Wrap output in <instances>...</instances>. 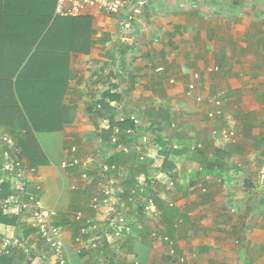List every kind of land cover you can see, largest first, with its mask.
<instances>
[{"label": "crops", "instance_id": "0c3cea01", "mask_svg": "<svg viewBox=\"0 0 264 264\" xmlns=\"http://www.w3.org/2000/svg\"><path fill=\"white\" fill-rule=\"evenodd\" d=\"M43 1L47 5L51 0ZM6 2L3 17L5 12L16 10L17 23L26 22L31 27L45 24V16L36 14L35 10L39 9L32 6L35 10H31L25 0ZM125 15L100 10H89L83 15L91 18V44L84 45V51L72 50L69 37L79 23L78 28H82L79 31L84 33L83 22L87 21L61 17L55 23L51 19L37 42L43 41L41 61L26 71L29 76L34 73L67 75L61 105L71 110L70 116H65L66 121L60 122V128L36 130L35 135L45 158L36 165L43 174L41 203L44 209L56 212V222L62 224L68 264H170L175 257L168 253L165 236L175 241L177 255L190 259L197 256L191 264H264V260L255 257L220 256L232 244L225 241L226 235L236 234L239 239H247L262 197L254 176L259 164H264L258 154L264 146V0H146L143 13L129 25L125 24L128 21L123 23ZM53 24L56 25L54 32L47 34ZM8 45L0 47V73L22 72L36 45L18 70L15 66L22 55L14 53L12 44ZM195 74L200 78L195 79ZM192 82H196L195 96L209 99L223 95L222 114L230 118L226 127L236 128L238 137L234 147L219 150L221 155L229 152L228 157L235 162L206 163L201 168L206 175L181 177L178 189L166 182L168 176L174 182L178 166L166 149L171 151L172 143L180 146L184 143L183 139L177 142L172 123L187 138L200 131L201 137L206 135L209 145L214 139V130L218 129L216 122L221 120L220 117L208 119L210 104L198 103L194 97L186 96ZM107 91L122 94L119 102L106 98L115 114H123L117 109L122 101H131H125L126 106H134L136 113L129 114L138 115L142 125L148 127L141 128L138 137L142 140V149L151 157L137 165L135 160L139 155L134 153L133 163L127 167L124 164L127 154L107 148L113 154L107 159L118 165L114 173L115 198L121 205L113 215L106 209L95 212L90 207L91 196L98 187L96 183L84 190H73L79 169L62 165L70 156L72 146L78 145L79 154L84 158L106 141V133H98L97 127L100 119L108 117L99 116L94 103ZM148 106L151 113L142 111ZM157 130L161 137H169L172 142L164 144L155 139L152 142L156 146L151 147L144 141L149 140L146 133L154 137ZM187 141L192 144L193 140ZM166 155L175 165L172 173L159 169ZM226 171L233 177H228ZM124 184L135 192L134 202L129 194L123 193ZM150 197L155 207L148 210L146 200ZM138 199L144 207L136 214ZM170 203L175 204L171 211L167 209ZM79 212L92 217L94 222L86 234L81 233L73 220ZM111 216L115 226L109 223ZM182 220L185 228L176 229ZM22 230L29 239V250L17 248L0 264H44L42 257L55 264L52 250L37 233ZM5 232L13 236L18 231L0 222V239ZM1 244L0 240V247Z\"/></svg>", "mask_w": 264, "mask_h": 264}, {"label": "trees", "instance_id": "16d2710c", "mask_svg": "<svg viewBox=\"0 0 264 264\" xmlns=\"http://www.w3.org/2000/svg\"><path fill=\"white\" fill-rule=\"evenodd\" d=\"M25 1L31 10H35L32 8V6L35 7L36 9H39V10H35V12H37L36 14H38L41 17L45 16V21H44L45 24H43L42 26L35 25L31 27L26 22L17 23V21L14 20L17 16L16 10L5 12L4 14L5 17H3L2 16L3 11L6 7L7 2L6 0H0V8L2 9L0 10V47L1 48L9 47L8 44H12L11 46H13L12 50H14V53L17 52L20 55H22L17 66H15L17 70L25 60L27 61L29 55L32 54V50L34 46L37 44L39 38L42 35V32L45 31L51 19H54L53 22L55 23L58 19H61V17L59 16L53 18L57 0H51L50 3L47 5H45V2L43 0H25ZM29 4H31V6H29ZM27 12H29V9ZM1 17H3L4 19H1ZM80 18L83 19L82 21H87V22H83L84 33L81 34V30L79 31V29L82 28H78L81 25V23L77 24L75 32L74 31L70 32L72 34L69 37L71 39L69 46L74 51H80V50L84 51L86 50L83 48L84 45L87 46L88 44H91V40H89L90 38L89 35L91 33V29H90L91 18L62 17V19L65 20L66 19L69 20L71 19L72 21L76 20L75 22L79 21ZM73 27L74 26H72V28ZM55 28L56 25L54 24L51 25V27L47 31V34L49 33L50 35H52ZM42 48H43V41H40L35 47V52L32 54L31 58L27 61L25 67H23L22 72L8 73L4 71L3 73H0V114L2 116V122L0 123L6 124L9 122L11 124V127L19 128L21 131L24 132L23 138L19 142V145L25 148L24 150L29 156L32 164H35V162L41 163L45 161L44 155L37 141L35 131L58 129L60 128V122L61 123L65 122L66 121L65 116L68 117L70 116L71 113L70 109H67V107H63V105H61L64 97V92L67 87V82H66L67 75L65 76L64 73L62 77L60 75L58 77L57 73L56 74L34 73L33 75L30 76L26 75L27 74L26 71L30 69L33 63H39L41 61ZM5 52H9V51H5ZM0 53H2V51H0ZM14 77L16 80L15 79L13 80ZM40 89L42 91H39ZM103 96L104 97L99 99V101L97 102L102 103L103 105L102 109H105L106 111L100 110V112L98 113L99 116L108 117L113 126L118 125L123 129L128 127L137 129L131 119H129L125 123L116 121V114L114 112V109L111 106H109V103L106 102L107 97H110L111 100L121 101L122 94L120 93L111 94L110 91H107V93H104ZM163 122L165 123L166 121ZM9 130H10L9 132H11L16 136L15 129L10 128ZM128 136L129 138L124 136V139L126 140L127 143H132V141L134 143L136 142L137 139L136 136L135 137L131 135ZM159 140L163 143V137H161ZM217 153H218V157L216 158V160L221 158L222 151L218 149ZM111 162L113 161L111 160ZM135 163L138 165L139 163H142V161L138 159L137 161L135 160ZM211 167L214 166L211 165ZM159 169L166 173H171V171L175 169V165L174 163L169 161V158L166 155V158L164 159L162 166L159 167ZM133 183L134 182L131 183V187L133 186ZM2 187L3 188L2 191L0 192V199H4L7 196L15 193V191L10 190L11 188L9 183L4 182L2 184ZM131 187H128L126 186V184H124V192L126 194H130ZM135 202L136 205L134 210L137 214L140 212V209H143L144 206H142L143 205L142 202H139V199ZM89 219H91V217ZM1 220L6 223H10L17 226L18 233H23V235L25 236L27 235L24 233V230L21 231L23 225L21 223L20 216L18 215H11L10 217L4 216L3 219ZM73 220L77 225H79V228H87L89 225V223L85 221V219L79 221L75 218ZM55 223L60 227L62 226V224L58 222ZM31 230L36 232V228L34 229L32 228ZM15 251L16 249L12 250L8 254H4L0 258V262H2V260L5 258L10 257ZM42 259L44 264H50L48 262V259L43 257Z\"/></svg>", "mask_w": 264, "mask_h": 264}, {"label": "built area", "instance_id": "2783aa9c", "mask_svg": "<svg viewBox=\"0 0 264 264\" xmlns=\"http://www.w3.org/2000/svg\"><path fill=\"white\" fill-rule=\"evenodd\" d=\"M146 4V0H57L55 14L56 16L63 18L80 17L92 10H101L109 13L123 14L127 13L124 19L130 21L134 15L141 14L143 7ZM127 10V8H129ZM127 11V12H126ZM199 77L198 74L195 75ZM194 89V84L189 86L188 94ZM200 100V98H199ZM211 102L219 107L222 103L218 97H213ZM101 108V105H98ZM209 116H214V113L210 112ZM128 119H131L136 127L141 125L140 119L136 115L119 117V122L125 123ZM99 128L102 132H110V142L113 145L118 146L119 149L127 152L128 149L121 142L122 134H133L135 129L121 128L111 124L110 119H100ZM234 132H231V136ZM12 139V138H11ZM11 142V141H10ZM73 152L77 151V147H73ZM70 164L74 166L82 167V172L76 176L73 181L72 189L79 190L85 189L87 184L96 182L97 191L91 199L90 207L95 211H102L106 209L108 213H113L119 210L120 205L115 200V189L109 184V172L114 166H111L105 162H101L94 157H88L86 159L78 158L77 156L71 159L63 161L62 165L68 167ZM19 167V173L16 176L11 177V183L16 187L20 184L18 193L11 194L4 199H0L2 207L9 211L13 215L22 216V214H32L30 221L32 222V228H36L37 235L45 242L48 249L52 250V258L55 259V264H68L67 253L65 250V244L62 238V227L58 226L56 222V212L46 210L41 203V189L43 183V174L37 167L30 166L28 164L23 165L20 161L16 163ZM94 172L95 174H92ZM22 177V183H19V178ZM107 183H106V182ZM11 184V191H14V187ZM22 184V186H21ZM13 189V190H12ZM2 187L0 186V192ZM155 206L153 198L148 199L147 209ZM77 220H84L89 223L87 228H82V232L86 233L88 229L92 228L94 224L92 219H87L82 212H79L76 217ZM22 219V217H21ZM115 226L113 221L110 223ZM156 235V233H154ZM164 240L168 243V253L171 256L176 254V243L170 237L165 236ZM17 248L29 249L28 239L23 235H13L7 237L0 247V258L4 254L10 253ZM184 257L181 258V261ZM170 264H179L177 260L171 261Z\"/></svg>", "mask_w": 264, "mask_h": 264}, {"label": "rangeland", "instance_id": "374dc122", "mask_svg": "<svg viewBox=\"0 0 264 264\" xmlns=\"http://www.w3.org/2000/svg\"><path fill=\"white\" fill-rule=\"evenodd\" d=\"M121 80L125 81L127 79H124L123 77H121ZM127 82L129 83L128 80H127ZM129 84H127V86ZM39 91H42V90L40 89ZM64 94H65V92H64ZM213 97H218L219 99H221L222 104L220 107H222V108H221V112H218V109L216 108L218 115L214 113V116L212 118H210L208 116V114H206L208 119H210V120H215L219 117L221 118V120L219 122H216V126L218 129L214 130V133H213L214 139H213L212 143H209V145H207L206 135L204 137H201L202 133H200V131H199L198 135L188 136V137H192V138H187V137H185L184 133L181 130H178V128H176V127L174 128L175 132H177L176 133L177 134L176 135L177 142L179 143L178 140L183 139L184 143L181 146H179L178 148H171V151L169 149H166V151L169 153V155L171 154L172 159L175 160L174 163L177 162L176 164L178 165L177 166V172H176L177 174L176 175L174 174V182L172 179L173 177L171 178V176H168L169 179L166 180L167 185L170 184L169 187H173L172 185L175 184L174 188L179 189V180L181 177L183 179H187V178L201 177V176L206 175L207 173H205V171H203L201 169V168H204L202 166L205 165L206 163L217 162L219 164L227 165L229 163L235 162L234 158L228 157L227 154L229 152H226V154L222 155L221 158L216 160V158L218 157V153H217L218 149H221V147H223V148H226V151H227L228 148L230 149V147L232 148V147H234V145H236L235 142L237 141L238 132L236 131V135L233 138L231 136L232 129L230 127L229 128L226 127V126H228L227 123L230 122V118L222 114L223 113L222 109L224 107V106H222L223 105V99H222L223 95L217 94V95H214ZM125 101H128V103L131 102L128 99ZM125 101H122L123 103L121 102L119 104L120 106H118L117 109L119 111H121V113L123 112V114H125V113L129 114V112H135L134 106H126L127 102H125ZM92 103H94V101ZM97 103L98 102L94 103L97 114L100 112V110L106 111L105 109L99 108ZM126 108H127V110H126ZM150 108H151L150 106H148L147 108H142V111H145L147 113H151ZM119 114L120 113H118L116 115L118 117L123 116V115H119ZM168 119L170 121V117ZM0 122H2L1 114H0ZM1 124L2 123H0V185L2 187V184L4 182L9 183L11 185L12 184L10 181L11 177L16 176L19 173L20 168L16 166V163L18 161H20L23 165H26L27 163L31 162V160H30L29 156L27 155L26 151L24 150L25 148H23L19 145V142L23 138L24 132L21 131L19 128L11 127V124L9 122L4 124V125H1ZM10 128L16 130V132H15L16 136L14 134H12L11 132H9ZM141 128L142 129H148L146 124H144L143 127H141ZM158 131L159 130H157V132L154 133V137H152L151 134H149V133L145 134L151 142L146 138L144 139V141L149 142L151 144V147L156 146V144L153 143L155 139L159 140L161 138ZM98 133H100V131H98ZM179 133H181L182 136L179 135ZM180 137H182V138H180ZM191 139L193 140L192 144L193 143H200L201 147H198L197 149L191 148V145H192L191 141H189V142L187 141V140H191ZM141 141L142 140H140V138L138 137L137 141L135 143L133 141H132V143H128V145H129L128 146V148H129L128 152H122L124 154H127L126 161L124 162V164H126L127 167H129L130 164L133 163L134 153L139 155V160L142 162L148 161L151 158L147 155V153L144 151V149H142L143 143ZM134 147H135V151H134ZM185 147H187V148H185ZM98 149H99V147L97 146L93 150L94 152L92 151V153H90L95 158L99 154ZM163 149H165V148H163ZM158 151H160V149H158ZM258 154H259V159L263 160L264 159L263 158L264 157V146H263L262 150H261V148L259 149ZM141 157H144L145 160H143ZM223 157H225V159H223ZM171 162H172V160H171ZM225 163H227V164H225ZM35 164H37V163L35 162ZM29 165H32V164H29ZM172 171H171V173H172ZM226 173H227L228 177H233V174L229 173V171H226ZM254 177H255V181L257 182L258 191L262 195V197L259 198V200H258V205H257V212L258 213H257L256 219H255V222L252 224L251 232L246 235L247 236L246 240L239 239V237H237L236 234H228L225 236V241L227 243H232L228 246L229 249L220 253V256H223L225 258H228L230 255L234 256V257L239 255L242 257H244V256L255 257L256 259L264 260V207H263V205H264V203H263V201H264V192H263L264 191V184H263V181H264V164L263 165L261 163L259 164V170H258V172H256V175ZM18 178H19V183H22V177H18ZM109 184H113V189H115V192H116L117 189L115 187V178H112L109 181ZM17 185H18L17 187L15 185H13L15 193H18V191L20 189V184L17 183ZM21 186H22V184H21ZM168 190L171 191L172 188H168ZM164 199H165V201H167V198L164 197ZM1 202H0V210H1L0 222H2L3 224L11 225V226L17 228V226L10 224V223H6V222L1 220V219H3L4 216L10 217L11 215H13V214L9 213V211L5 210L2 207ZM201 205L202 204H197V206H201ZM163 206L167 207V204H164ZM173 206H175V204L170 203L168 205L167 209H170V211H171V209L173 210ZM197 208L198 207H196L195 209H197ZM151 209L152 208H150L149 210H151ZM201 209H203V208H201ZM21 217H22L21 223L23 225V228L32 229V222L30 221V219L33 217L32 214H29V213L22 214ZM150 217L152 219V216H150ZM111 219H112V217H110L109 223H111ZM153 221H155V220H153ZM179 223H181V222H179ZM181 224L182 225L177 224L178 226L176 227V229H178V230L184 229L186 226L185 221L182 220ZM27 231H30V230H27ZM3 235H4V238L0 239L2 244L7 237H10V235L7 234L6 232H5V234H2V236ZM219 236H221V235H219ZM237 239H239L240 242H238V243L236 242V244H235V241H237ZM196 252H197V250H196ZM214 255H216V254H214ZM174 257L177 260V263H179V264H191L193 261H196L195 259L197 258V256L196 257L191 256L192 259H190V257H188L186 255H183V254L177 255V253L175 254ZM183 257H185V258L183 261H181V258H183Z\"/></svg>", "mask_w": 264, "mask_h": 264}, {"label": "clouds", "instance_id": "9594fccd", "mask_svg": "<svg viewBox=\"0 0 264 264\" xmlns=\"http://www.w3.org/2000/svg\"><path fill=\"white\" fill-rule=\"evenodd\" d=\"M101 11V10H100ZM104 12H106V11H104ZM107 13H109V12H107ZM128 13V12H127ZM127 13H123V14H117V15H125V14H127ZM143 13V12H142ZM87 14V13H86ZM85 14V15H86ZM110 14H115V13H110ZM137 15H139V14H136V15H134V17H133V19L132 20H130V21H128L127 23H125L126 21H125V19L123 20V23H125L126 25H129V23L131 22V21H133L134 19H135V17L137 16ZM125 16H128V15H125ZM80 17H82V16H80ZM196 75V74H195ZM199 75V74H198ZM200 78V75H199V77L198 78H196L195 77V79H199ZM191 84H194V89H192L191 90V92H190V94H188V91H189V86L191 85ZM195 89H196V82H192V83H190L189 85H188V87H187V90H186V96L187 97H194L195 98V100L198 102V103H203V102H207L208 104H210L211 106H212V110L210 109L209 111H208V116H209V113L210 112H212V113H215V114H217L218 115V113H217V109H218V112H221V108L222 107H220L219 106V108L216 106V105H214L212 102H211V99L213 98V96L211 97V98H209V99H205L203 96H201V95H199V96H195L194 95V92H195ZM199 98H200V100H199ZM222 104V103H221ZM97 105H101V108H102V103H100V102H98L97 103ZM96 105V106H97ZM215 107V108H214ZM217 108V109H216ZM215 109V110H214ZM136 115V114H134V113H130V114H122V115H124V116H129V115ZM137 117H138V115H136ZM210 118H212L211 116H209ZM106 119V118H105ZM109 119V118H108ZM119 118H117L116 117V121H119L118 120ZM138 119H140L139 117H138ZM129 120V119H128ZM127 120V121H128ZM126 121V122H127ZM141 121V120H140ZM98 123H99V121H98ZM136 127V126H135ZM141 127H143V125H142V122H141V125L140 126H138V127H136L137 129H135V132L133 133V134H130L131 136H136L137 138H138V135H139V130H140V128ZM171 127L172 128H175L176 127V124L175 123H172V125H171ZM231 129H232V132H234V135L232 136L233 138H234V136L236 135V129L234 128V127H230ZM97 129L100 131V128H99V124H98V127H97ZM137 130V131H136ZM100 133L102 134L103 132L102 131H100ZM104 133H106V135H107V137L105 138L106 139V141L105 142H102V143H100V145H98V147H99V149H98V155H97V157H96V159L97 160H99V161H101V162H105V163H107V164H109V165H111V166H114V168H112L111 170H110V172H109V181L112 179V178H114L113 176H114V173L117 171V169H118V165L116 164V163H114V162H111V160L109 159H107V157L108 156H110L112 153H108L106 150H107V148H111L114 152H125V151H123V150H121V149H119L118 148V146H116V145H113L111 142H110V132H104ZM129 134H122L121 135V142H122V144L125 146V147H127V149H128V151H129V148H128V143L126 142V140L124 139V136H126L127 138H129V136H128ZM232 139V138H231ZM136 141H137V139H136ZM167 141H171L172 142V140L169 138V137H167V138H163V143L165 144V142L167 143ZM169 144H171V143H169ZM180 145L179 144H177V143H172V145H170L169 147H170V149L171 148H178ZM73 147H77V151H75V152H73ZM161 148H165V146L164 145H161L160 146ZM198 147H201V144L200 143H193L192 145H191V148H198ZM127 151V152H128ZM80 147L78 146V145H75V146H72L71 147V152H70V156L69 157H67L66 159H71L72 157H74V156H77L78 158H81V159H86V158H88V157H93L91 154L90 155H88L87 157H84V158H82V156H80ZM113 155V154H112ZM95 158V157H94ZM65 159V160H66ZM64 161V160H63ZM63 163V162H62ZM28 165L29 164H32L31 162H29V163H27ZM37 164H32V165H30V166H34V167H37L38 168V166H36ZM70 166H72V167H75V168H78L79 170H78V175L82 172V167H79V166H74V165H72V164H70L68 167H70ZM67 168V167H66ZM39 169V168H38ZM92 174H95L94 172H91ZM77 175V176H78ZM76 178V177H75ZM74 178V179H75ZM93 183H96V182H93ZM93 183H91V184H93ZM91 184H88L87 186H86V188L89 186V185H91ZM113 185V184H112ZM123 187H124V185H123ZM10 188H11V185H10ZM85 188V189H86ZM137 188H139V186L138 185H136V189ZM124 189V188H123ZM13 190V189H12ZM79 190H84V189H79ZM130 194H129V197L131 198V200L134 202V194H135V192L134 191H131V189H130ZM96 193V192H95ZM94 193V194H95ZM116 193H117V191L115 192V195H116ZM123 193L124 194H126L124 191H123ZM94 194L91 196V199H92V197L94 196ZM126 195H128V194H126ZM128 197V196H127ZM128 197V198H129ZM150 198H152V197H150ZM150 198H148V199H150ZM148 199L146 200V203H148ZM115 200L117 201V199L115 198ZM154 200V199H153ZM90 202H91V200H90ZM118 202V201H117ZM119 204H120V202H119ZM154 204H155V201H154ZM155 207V206H154ZM147 209V208H146ZM94 210V209H93ZM149 210V209H148ZM95 211V210H94ZM119 211V210H118ZM155 211H156V209H155ZM96 212V211H95ZM117 212V211H116ZM115 212H113L112 213V215L114 214ZM77 215V214H76ZM85 216V215H84ZM86 217V216H85ZM112 217V216H111ZM87 219L88 218H90V217H86ZM91 219H92V217H91ZM91 221H93V219L91 220ZM92 224H94V222L92 223ZM93 228V227H92ZM91 229V228H90ZM89 230V229H88ZM88 230H87V232H88ZM86 232V233H87ZM81 233L82 234H86V233H84V232H82V228H81ZM17 234L18 235H23V233H18L17 232ZM25 238H27L28 239V237H26L25 235H23ZM11 237V236H10ZM28 242H29V239H28ZM177 246V245H176ZM29 248H30V245H29ZM176 248V247H175ZM29 250V249H28ZM27 250V251H28ZM176 253H177V250H176ZM171 256V255H170ZM172 257H174V256H172ZM174 260H176L175 258H174Z\"/></svg>", "mask_w": 264, "mask_h": 264}]
</instances>
